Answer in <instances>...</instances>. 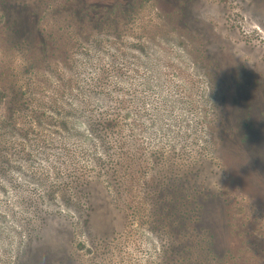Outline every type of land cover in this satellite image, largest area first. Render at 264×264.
<instances>
[{"label": "rangeland", "instance_id": "374dc122", "mask_svg": "<svg viewBox=\"0 0 264 264\" xmlns=\"http://www.w3.org/2000/svg\"><path fill=\"white\" fill-rule=\"evenodd\" d=\"M83 82L118 132L60 135ZM0 136V264H154L144 193L179 143L218 193L196 229L226 254L210 262L264 264V0H0Z\"/></svg>", "mask_w": 264, "mask_h": 264}, {"label": "trees", "instance_id": "16d2710c", "mask_svg": "<svg viewBox=\"0 0 264 264\" xmlns=\"http://www.w3.org/2000/svg\"><path fill=\"white\" fill-rule=\"evenodd\" d=\"M18 95L21 97L24 94ZM107 100V93L104 89L98 88L91 82H88L87 85L84 82L80 84L79 92L69 102L63 100L56 102L61 112L58 116L60 124L65 126L63 127L65 132L60 135H67L68 133L71 136L85 135V138H87L88 136L85 133L88 131L94 134L98 133V136H110L111 132H118L119 129L115 128L117 120L114 117H109L106 110V113L103 110L98 113L93 112L92 103L97 105V102H99L103 106L105 105L103 102L105 103ZM21 104H23V101ZM6 139L0 136V147L14 149L10 142L5 143ZM57 141L59 143L63 142L58 138ZM177 147L181 152L178 163H175L173 159L166 161L168 172L159 174L152 185H149L152 186L153 190L144 193L147 204L145 220L150 230L159 237L161 242V249L159 248V252L153 257L154 264H212L210 262L211 258L213 260L220 259L225 257L226 254L223 252L221 254L213 248L212 235L209 229L205 233L206 245H204L203 239L200 238L196 229H200V226H202L200 221L205 203L211 197H215L214 195L218 196V193L213 190L209 191V189L196 182L193 185L190 184L191 181H195L192 177L193 173L198 170L199 165L203 164V156H201V153H194L190 152L194 150H189L186 153L188 159L185 160L184 153L186 151H184L183 145L179 143ZM80 149L89 150L88 144H81ZM29 152L31 154H27L26 157L35 155V152L31 150ZM150 152L153 153L154 150L152 149ZM171 153L174 156V152ZM6 156V152L0 150V171L5 168ZM78 189L83 194L80 186ZM73 197L76 199L75 196ZM111 197L110 202L114 204L115 197L113 195ZM75 201L77 206L79 202L85 204L84 209L85 212L87 211L84 213L85 217L89 211L92 216L93 211L90 210L91 205L87 201L85 202L81 198ZM78 208L82 210L81 207ZM191 211H193V214L190 215ZM1 218H3L2 215H0ZM45 221L44 218L41 222H37L35 226L30 225L33 228L25 229L21 233L16 243L18 244L16 251L19 258L28 253L30 255L31 251H40L41 245L36 246V242H39L40 238L43 237L41 235L42 231L38 228L46 225ZM35 256L36 254L32 258L37 260ZM34 262L38 264V261Z\"/></svg>", "mask_w": 264, "mask_h": 264}]
</instances>
